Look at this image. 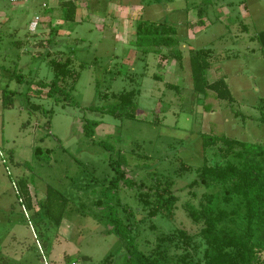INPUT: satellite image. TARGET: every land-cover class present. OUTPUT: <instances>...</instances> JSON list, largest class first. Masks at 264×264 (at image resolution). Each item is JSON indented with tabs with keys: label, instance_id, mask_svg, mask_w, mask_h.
<instances>
[{
	"label": "rangeland",
	"instance_id": "rangeland-1",
	"mask_svg": "<svg viewBox=\"0 0 264 264\" xmlns=\"http://www.w3.org/2000/svg\"><path fill=\"white\" fill-rule=\"evenodd\" d=\"M71 2L78 12L67 21L63 15L72 7L59 0L14 4L0 0L1 264H42V256L51 264H104L109 257L106 264H123L124 244L109 233L104 219L117 208L124 218V209L115 207L118 198L138 222L134 245L144 254L154 248L160 234L183 229L196 235L199 227L184 210L190 199L187 186L195 174L175 175L180 162L192 168L204 161L209 166L235 162L233 157H223L220 145L204 150L203 134L264 147V128L257 120V107L264 101V47L258 39L264 31V0ZM116 10L123 14L116 17ZM141 20L176 29L182 64L136 50L135 24ZM34 21L37 26L31 31ZM201 50L210 51L204 56L210 67L205 78L224 79L232 104L212 92H193L189 57ZM68 57L79 76L67 101L48 96L39 83L53 79L48 60ZM17 75L23 76L21 82L16 81ZM133 88L140 91L134 120L87 110L113 104L112 94ZM3 91L12 93L8 108L3 107ZM105 94L109 98L104 99ZM30 104L51 113L29 112ZM85 120L100 121L92 138L83 134ZM36 148L42 151L38 158ZM118 158L123 160L125 177L137 184L151 185L152 178L161 174L173 178L179 202L172 221L160 216L141 221L145 213L135 188L120 183L116 195L109 191L112 163ZM20 181L28 188L31 210L21 196ZM48 186L69 202L59 228L36 205L45 199ZM206 192L216 197L221 208L235 209V199L220 203L222 186ZM194 193L198 199L204 189ZM239 215L236 225L241 227L242 212ZM150 223L156 231L149 229ZM259 239L264 243V233Z\"/></svg>",
	"mask_w": 264,
	"mask_h": 264
},
{
	"label": "trees",
	"instance_id": "trees-1",
	"mask_svg": "<svg viewBox=\"0 0 264 264\" xmlns=\"http://www.w3.org/2000/svg\"><path fill=\"white\" fill-rule=\"evenodd\" d=\"M70 5V2H67ZM70 11L63 15L64 20H74L75 8L71 5ZM202 10H199L201 18ZM177 31L174 27L164 23H155L141 20L135 24L136 50L141 55L149 53L160 55L164 60L173 59L182 64V53L176 38ZM258 39L264 47V31L258 34ZM164 52V53H163ZM210 51H199L189 57L190 79L193 92L196 94L212 92L218 100L229 104L234 102L228 85L224 79L209 82L205 77L210 68L205 59ZM167 56V57H166ZM73 60L50 59L48 67L53 73V79L48 83H39V88H46L48 96L58 95L62 100L71 97L75 89L78 74L74 70ZM82 68L83 65H80ZM22 75L16 76V81L21 82ZM11 94L3 91V107L12 105ZM140 94L138 88L112 94L113 104L105 107H90L88 111L98 113L101 116L109 115L117 120H134L138 111L137 98ZM65 95V97H64ZM103 98H109L107 94ZM258 122L264 128V101L258 107ZM29 112H41L45 116L51 111H45L40 105L30 104ZM100 121L85 120L83 134L92 138ZM107 147L106 144L100 143ZM221 146L223 157H233L235 162L226 161L224 165L209 166L206 161L199 167L192 168L181 163L175 175L194 173L195 179L188 186L190 198L184 210L187 218L195 226L199 227L196 235L189 234L183 229H175L167 234L157 236L154 248L144 254L134 245V232L137 221H133L129 208L117 200L115 207L124 209V218H120L119 209L111 210L104 216L106 224L110 225L109 233L115 235L124 244L123 264H264V243L259 239L264 233V147L259 144H250L238 141L226 136L203 134L202 147L204 150ZM47 154L50 152L46 151ZM42 154L40 148L35 149V156ZM122 158V157H121ZM118 158L112 168L114 177L109 182V191L117 194L119 184L123 183L130 189L137 190V200L145 216L141 221L160 216L166 221H172L175 217L178 196L174 191V181L169 175L154 176L151 185L143 182L135 183L125 177L122 170L123 160ZM21 196L26 207L33 208L28 188L24 181L19 182ZM222 186V198L220 203L227 205L233 199L236 200L235 209L228 211L221 208L216 197L206 191ZM204 189L200 198L196 199L195 190ZM197 200V204H194ZM68 199L54 188L48 186L46 197L36 205L42 216L56 228H59L68 206ZM101 205V201L96 202ZM240 209V210H239ZM242 212V226L236 225V218ZM140 222V221H139ZM238 226V227H237ZM149 229L156 231V226L150 223ZM38 241V239H36ZM110 257L104 260L109 262ZM82 261H88L83 257ZM5 262V261H4ZM78 261H71L69 264ZM1 264V263H0Z\"/></svg>",
	"mask_w": 264,
	"mask_h": 264
},
{
	"label": "built area",
	"instance_id": "built-area-1",
	"mask_svg": "<svg viewBox=\"0 0 264 264\" xmlns=\"http://www.w3.org/2000/svg\"><path fill=\"white\" fill-rule=\"evenodd\" d=\"M8 2L14 4V3H29L32 0H7ZM43 1H48V0H43ZM37 20V19H36ZM37 26V21H34L30 24V30L34 31ZM42 264H51L44 256L41 258ZM71 264H77L76 262H73Z\"/></svg>",
	"mask_w": 264,
	"mask_h": 264
},
{
	"label": "crops",
	"instance_id": "crops-1",
	"mask_svg": "<svg viewBox=\"0 0 264 264\" xmlns=\"http://www.w3.org/2000/svg\"><path fill=\"white\" fill-rule=\"evenodd\" d=\"M60 1V4H62V5H67V2H70V5H71V3H73V2H71V0H59ZM129 7H130V5L129 4H127V11H126V16H127V24L129 23V21H130V18H129ZM136 7V6H135ZM120 7H116V9H118V10H120L119 9ZM118 10H116V12H115V16L117 17V16H120L121 14H123V12L122 13H118ZM77 9L75 10V15H74V17L77 15ZM263 32V31H262ZM33 205V204H32ZM64 220V219H63ZM62 220V221H63ZM61 224H62V222H61ZM60 224V225H61Z\"/></svg>",
	"mask_w": 264,
	"mask_h": 264
}]
</instances>
